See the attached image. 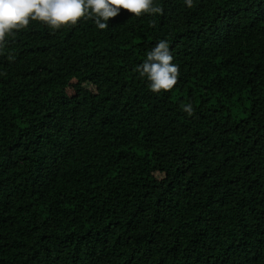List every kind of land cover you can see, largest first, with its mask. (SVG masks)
Instances as JSON below:
<instances>
[{
	"label": "trees",
	"instance_id": "16d2710c",
	"mask_svg": "<svg viewBox=\"0 0 264 264\" xmlns=\"http://www.w3.org/2000/svg\"><path fill=\"white\" fill-rule=\"evenodd\" d=\"M154 3L0 42V264H264V0Z\"/></svg>",
	"mask_w": 264,
	"mask_h": 264
},
{
	"label": "clouds",
	"instance_id": "9594fccd",
	"mask_svg": "<svg viewBox=\"0 0 264 264\" xmlns=\"http://www.w3.org/2000/svg\"><path fill=\"white\" fill-rule=\"evenodd\" d=\"M187 7L193 0H184ZM121 8L139 16L143 13H161L154 0H0V42L13 30L25 27L31 21H40L53 29L76 24L82 17L94 19L98 29L108 27L109 18L116 17ZM167 40H159L146 54V59L136 66L141 78L146 77L152 92L171 90L179 76L178 65ZM191 115V103L183 105Z\"/></svg>",
	"mask_w": 264,
	"mask_h": 264
}]
</instances>
